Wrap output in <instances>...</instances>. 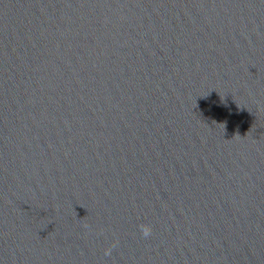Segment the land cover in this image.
I'll return each instance as SVG.
<instances>
[{"label":"water","instance_id":"95a60500","mask_svg":"<svg viewBox=\"0 0 264 264\" xmlns=\"http://www.w3.org/2000/svg\"><path fill=\"white\" fill-rule=\"evenodd\" d=\"M0 264H264V0H0Z\"/></svg>","mask_w":264,"mask_h":264},{"label":"clouds","instance_id":"9594fccd","mask_svg":"<svg viewBox=\"0 0 264 264\" xmlns=\"http://www.w3.org/2000/svg\"><path fill=\"white\" fill-rule=\"evenodd\" d=\"M145 234H146V235L148 234L147 231L145 232Z\"/></svg>","mask_w":264,"mask_h":264}]
</instances>
